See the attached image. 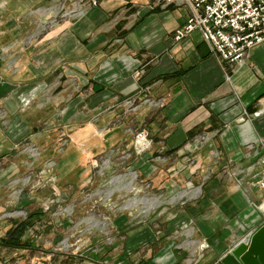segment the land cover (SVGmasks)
<instances>
[{
    "label": "crops",
    "instance_id": "obj_1",
    "mask_svg": "<svg viewBox=\"0 0 264 264\" xmlns=\"http://www.w3.org/2000/svg\"><path fill=\"white\" fill-rule=\"evenodd\" d=\"M33 1L0 0V189L20 192L12 179L19 166L33 165V148H49L31 141L16 151L17 127L33 135L34 117L47 101H56L52 115L75 151L58 157V176L83 167L87 151L132 148L142 128L158 149H217V156L203 159L206 173L183 176L185 200L156 216L154 231L143 219L138 242L129 245L145 251L142 264H222L228 249L264 221V42L238 63L214 54L200 30L177 40L176 30L192 13L190 1L73 0L82 13L59 21L66 0H43L40 17ZM18 4L29 8L19 13ZM39 18L50 23L34 27ZM201 134L209 137L200 141ZM47 172L43 162L35 189L42 195ZM143 175L156 182V175ZM172 175L167 180L174 187L183 178Z\"/></svg>",
    "mask_w": 264,
    "mask_h": 264
},
{
    "label": "rangeland",
    "instance_id": "obj_2",
    "mask_svg": "<svg viewBox=\"0 0 264 264\" xmlns=\"http://www.w3.org/2000/svg\"><path fill=\"white\" fill-rule=\"evenodd\" d=\"M43 2L34 0L31 4L34 17H40ZM77 5L78 2L73 4V0L62 3L56 21L80 16L83 9L78 8L81 12L77 14ZM17 7L19 13L29 8L25 4H18ZM49 23H43L39 18L33 25L41 27L42 24ZM55 107L56 101H47L43 108H39L44 113L39 111L35 115L37 125L33 135L24 130L19 132L23 127H17L19 141L16 151L22 150L31 141L45 142L49 144V148H33L30 150L33 165L19 166L17 177L12 179L17 180L14 188H23L20 192L16 194L14 189L5 191L1 186L0 240L16 222L26 219L32 210L36 212V208L42 207L43 211L40 209L42 213L39 219L35 218V226L29 227L23 236V240L32 242L34 248L13 249L0 244V264H142L145 251L141 252L138 247L129 245V240L130 243L138 242V225L145 219L154 231L155 217L168 215L171 207L176 205L177 198L178 202L185 200L186 194L181 196L186 186L183 176L191 171L206 173L208 165L203 164V159L217 156L219 150L158 149L154 143L151 144L149 137L150 143L142 147L137 141L139 131L144 129L147 132L146 128H142L135 133L132 148L116 144L115 148L104 150L100 154L92 155L87 151L82 154L85 163L83 167L68 169L64 177L62 174L58 176V157L64 155L63 152L67 157H73L75 151L69 150L67 143L64 144L69 139V133L63 134V129L59 128L60 118L52 115ZM134 107L135 102L130 105V108ZM132 120L135 121L136 117H132ZM114 136L119 134L114 133ZM208 137L207 134H201L199 138L201 141ZM143 157L145 163L139 164L138 161ZM43 162L48 167V172L44 175L47 186L45 195L38 192L40 187L35 190L42 178L40 169ZM93 163H96L94 167ZM143 174L151 176V179L156 175V182L145 180ZM170 174H173L171 178L174 180L176 177L183 179L174 182L173 187L172 182L167 180ZM160 175L163 180L159 182L157 176ZM69 183H73V187L68 188ZM32 185L34 192L30 194L34 196L26 203L25 193L33 190ZM59 191L60 194L65 192V195L58 198ZM148 242L153 244V239ZM126 255L129 256L128 261L125 259Z\"/></svg>",
    "mask_w": 264,
    "mask_h": 264
},
{
    "label": "built area",
    "instance_id": "obj_3",
    "mask_svg": "<svg viewBox=\"0 0 264 264\" xmlns=\"http://www.w3.org/2000/svg\"><path fill=\"white\" fill-rule=\"evenodd\" d=\"M176 0H166L174 3ZM190 1L193 10L186 24L176 30L180 40L200 30L211 51L222 60L243 63L250 49L264 42V0H178ZM97 4V0H92ZM148 132L138 133L139 145H148ZM264 188V179L259 180Z\"/></svg>",
    "mask_w": 264,
    "mask_h": 264
},
{
    "label": "water",
    "instance_id": "obj_4",
    "mask_svg": "<svg viewBox=\"0 0 264 264\" xmlns=\"http://www.w3.org/2000/svg\"><path fill=\"white\" fill-rule=\"evenodd\" d=\"M222 264H264V221L221 258Z\"/></svg>",
    "mask_w": 264,
    "mask_h": 264
},
{
    "label": "trees",
    "instance_id": "obj_5",
    "mask_svg": "<svg viewBox=\"0 0 264 264\" xmlns=\"http://www.w3.org/2000/svg\"><path fill=\"white\" fill-rule=\"evenodd\" d=\"M41 213L42 211L32 212L28 214L26 219L16 222L7 234L1 238L0 244L13 249H33L32 242L23 240V236L29 227L35 226L34 222L37 221L35 218L39 219Z\"/></svg>",
    "mask_w": 264,
    "mask_h": 264
}]
</instances>
